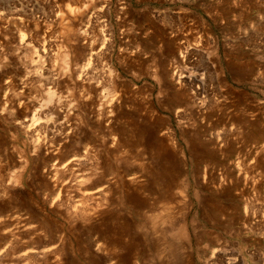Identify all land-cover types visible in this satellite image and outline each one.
I'll return each instance as SVG.
<instances>
[{"label": "rangeland", "instance_id": "rangeland-1", "mask_svg": "<svg viewBox=\"0 0 264 264\" xmlns=\"http://www.w3.org/2000/svg\"><path fill=\"white\" fill-rule=\"evenodd\" d=\"M221 262L264 264V0H0V264Z\"/></svg>", "mask_w": 264, "mask_h": 264}, {"label": "bare ground", "instance_id": "bare-ground-1", "mask_svg": "<svg viewBox=\"0 0 264 264\" xmlns=\"http://www.w3.org/2000/svg\"><path fill=\"white\" fill-rule=\"evenodd\" d=\"M181 51H183V49L181 50ZM181 53H183V52H181ZM186 53V52H185ZM194 83V82H193ZM185 98V97H184ZM188 100V99H187ZM190 101V100H189ZM184 102V101H183ZM204 105V104H203ZM185 200V199H184ZM185 202V201H184ZM187 202V201H186ZM160 216V215H159ZM159 216H158V218H159ZM156 217V216H155ZM154 217V218H155ZM157 218V217H156ZM170 224V223H169ZM170 227V226H169ZM170 229V228H169ZM172 230V229H171ZM173 231V230H172ZM178 244V243H177ZM156 246V245H155ZM177 247H178V245H177ZM226 247V246H225ZM226 249V248H225ZM222 251V250H221ZM228 252V251H227ZM222 253L220 252V255H221ZM220 255H219V258H220ZM225 255H226V252H225ZM227 256H228V254H227ZM226 256V257H227ZM231 256V255H230ZM233 256V255H232ZM29 258H30V256H29ZM223 255H221V260H223ZM232 258V257H231ZM226 259V258H225ZM227 263H228V261H226ZM230 262H232V261H230ZM222 263V262H221ZM223 264V263H222ZM231 264H233V263H231Z\"/></svg>", "mask_w": 264, "mask_h": 264}]
</instances>
